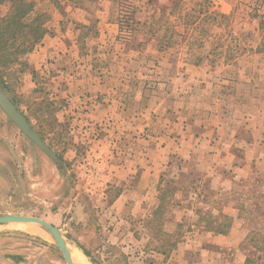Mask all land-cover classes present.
<instances>
[{
    "label": "crops",
    "instance_id": "1",
    "mask_svg": "<svg viewBox=\"0 0 264 264\" xmlns=\"http://www.w3.org/2000/svg\"><path fill=\"white\" fill-rule=\"evenodd\" d=\"M151 1L131 3L135 29L126 37L118 18L99 16L111 9L100 2L96 18L67 20L68 26L54 37L49 30L60 20L47 25L42 40L26 54L38 52L43 59L57 55V49L74 59L82 50L101 56L104 52L90 49L88 39H101L97 26L103 23L110 29L107 41L129 43L107 55L128 57L129 63L87 66L78 79L70 80L72 99L105 97L106 87L137 88L143 71L153 73L148 107L133 112L143 116L121 112L100 117L128 123L118 139L122 157L117 167L124 174L112 205L117 213L130 211L131 221L116 222V232L146 234L154 242L147 264H264V243L252 237L264 234V50L250 46L228 60L227 51L213 54L217 43L214 50L191 49L196 41L207 44L192 28L203 20L187 22L184 1ZM160 5L166 9L163 23L150 17ZM173 7L179 11L169 14ZM150 23L162 24L159 32L151 33ZM91 24L98 33H79ZM119 101L116 95L112 102Z\"/></svg>",
    "mask_w": 264,
    "mask_h": 264
},
{
    "label": "rangeland",
    "instance_id": "2",
    "mask_svg": "<svg viewBox=\"0 0 264 264\" xmlns=\"http://www.w3.org/2000/svg\"><path fill=\"white\" fill-rule=\"evenodd\" d=\"M59 1L56 6L52 0H33L36 10L49 14L46 26L60 20L59 25L55 24L49 30L52 37L59 28L68 26L67 20L96 18L97 3L111 5V9L106 10L107 14H98L114 20L124 14L122 5L123 8L131 7L128 3L137 0ZM180 1L186 3L187 6L182 8L186 12L197 13L200 10L204 15V23L192 28L193 33L203 35L207 44L204 46L201 45L203 42L196 41L191 49L196 47L200 52L208 48L214 50L217 43L219 45L213 54L222 56L227 51L229 57L242 55L250 46L251 49H264V0L257 17L253 0ZM103 6L98 4L100 8ZM7 8V4L2 5L0 14H5ZM214 12L228 16H217L212 20ZM97 27L102 37L100 40L89 38L88 46L104 52L101 56H94L91 50H82L74 59L72 53L63 54L56 49L57 55L51 53L40 59L38 52L31 53L22 56L24 65L0 66V87L4 86L5 93L17 103L18 111L27 116L34 127L41 122L42 140L65 161L54 162L24 136L0 108V212L37 216L54 224L84 257L79 247L87 251L89 256L85 260L89 264H147V259L153 254L150 249L154 242L148 240L146 234L132 236L116 232V222L131 221L130 211L117 213L112 205V198L118 192L117 184L124 174L117 167V161L122 157L118 139L121 130H128V123H121L119 119L118 124H113L112 119L100 117L121 116V112L143 116L133 112H144V107H148L145 101L154 93L150 81L153 73L143 71L137 88L120 91L106 87L103 90L105 97L100 95L103 97L91 100L85 96L81 100H73L70 80L73 77L78 79L87 66L104 68V64L113 65L115 60L121 61L122 65L129 63L128 57L107 55L111 50L127 48L129 43L124 40L107 41L106 34L110 29H106L103 23ZM78 31L80 34L98 33L94 24L88 30L82 28ZM121 31L126 37L131 30L122 25ZM212 59L219 60L220 57ZM140 60L138 58L137 62ZM96 72L94 75L101 82L102 73L99 69ZM116 95L120 101L112 102ZM49 121L52 122L47 126ZM124 214H128L127 217ZM0 225V264H66L50 235L37 225ZM252 237L264 243V234L256 233Z\"/></svg>",
    "mask_w": 264,
    "mask_h": 264
},
{
    "label": "trees",
    "instance_id": "3",
    "mask_svg": "<svg viewBox=\"0 0 264 264\" xmlns=\"http://www.w3.org/2000/svg\"><path fill=\"white\" fill-rule=\"evenodd\" d=\"M52 2H54V5L56 6L60 3L59 0H52ZM148 3L152 4L153 2L149 0ZM252 3L253 9L255 10V16L257 17L258 11L263 6V0H253ZM4 4H7L8 8L5 14H0V66L10 67L14 63L24 65L25 63L21 57L24 54L31 52L35 45L38 44L47 33L46 23L49 21L50 16L44 11L36 10L33 0H0V7ZM128 5L131 7L125 6L123 8L122 5L121 11H124V14L119 16V21L122 25H126L130 30H133L135 29V9H132L131 3H128ZM161 7L162 8L159 9L158 13L155 11L151 14L150 17L153 21L161 23L164 21L166 22V9L163 6ZM173 10H175L174 7L169 11V14L173 13ZM201 15L202 17H200ZM185 16V20H187V22L191 21L193 23L199 19H204V15L200 10H198L197 13L186 12ZM217 16L222 18L227 17L228 15L226 16V14L214 12L212 20H215ZM154 23H150L149 30L151 31L154 29V32L151 33H155L156 31L159 32L160 26H162L160 23L152 25ZM158 43L162 45L163 41L159 39ZM257 50L264 49L258 48ZM235 58L236 56L229 57L228 60H235ZM0 90H3L4 93L6 91L4 86L3 88L0 87ZM5 94L8 95L7 93ZM9 98L16 108H18L17 103L12 99V97ZM25 117L30 125V128L35 130L40 135L41 139H43L44 131L43 128H41L43 127L41 122L37 124L38 127H34L29 118H27V116ZM51 122L52 121L47 122L46 125L49 126ZM57 158L58 161L56 163H65L59 155H57ZM80 248L86 256H89L87 251H85L82 247Z\"/></svg>",
    "mask_w": 264,
    "mask_h": 264
},
{
    "label": "water",
    "instance_id": "4",
    "mask_svg": "<svg viewBox=\"0 0 264 264\" xmlns=\"http://www.w3.org/2000/svg\"><path fill=\"white\" fill-rule=\"evenodd\" d=\"M0 108L5 113V115L16 125V127L20 130V132L24 136H26L33 144H35L54 162L58 161L55 152H53L52 149L46 143H44L40 135L35 130L30 128V125L26 117L20 111L17 110L13 102L2 90H0ZM4 223H32L37 225L38 227H40L50 235L53 242L60 250L65 260V263L74 264L70 251L68 249V245H67L68 241L64 238V236H62L60 229L54 224L37 216L10 213V212H0V224H4Z\"/></svg>",
    "mask_w": 264,
    "mask_h": 264
},
{
    "label": "bare ground",
    "instance_id": "5",
    "mask_svg": "<svg viewBox=\"0 0 264 264\" xmlns=\"http://www.w3.org/2000/svg\"><path fill=\"white\" fill-rule=\"evenodd\" d=\"M38 229V228H36ZM67 245H68V249L70 251V254H71V257H72V260L74 262V264H89L83 255L82 253L77 249V247L74 246V244H69L67 242Z\"/></svg>",
    "mask_w": 264,
    "mask_h": 264
}]
</instances>
